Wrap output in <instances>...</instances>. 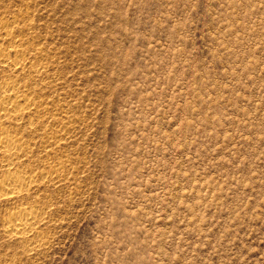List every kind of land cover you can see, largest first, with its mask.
<instances>
[{"label":"rangeland","instance_id":"rangeland-1","mask_svg":"<svg viewBox=\"0 0 264 264\" xmlns=\"http://www.w3.org/2000/svg\"><path fill=\"white\" fill-rule=\"evenodd\" d=\"M0 56V264H264V0H0Z\"/></svg>","mask_w":264,"mask_h":264},{"label":"bare ground","instance_id":"bare-ground-1","mask_svg":"<svg viewBox=\"0 0 264 264\" xmlns=\"http://www.w3.org/2000/svg\"><path fill=\"white\" fill-rule=\"evenodd\" d=\"M3 52H4V50H3ZM2 59H3V57L0 56V62H3ZM4 105L5 104H3L2 106H4ZM1 110L3 111L4 108L1 109ZM6 111H8V110H6ZM4 128L5 127H3V126L1 127L0 126V153H2L4 155L6 154L9 157V155L11 154V153L9 154L10 150L12 148H17L19 142L16 139L17 136H14V135H11V134L7 133V131H5L6 129L4 130ZM9 158H11V157H9ZM10 177H13V176L10 175ZM14 180L16 181L17 178H14V177L13 178H9L8 177V178L3 179L2 181H0V188L1 187H5L9 191H11V193L12 192H15V188H16L15 185L16 184H15V181ZM27 221H28L27 215L25 213L23 214L21 212H18L16 214H14V216H12L10 218H7V221H6L7 224L6 225H8V227L11 228L13 231H16L17 233H21L22 231L24 232V230L30 229L29 222H27Z\"/></svg>","mask_w":264,"mask_h":264}]
</instances>
